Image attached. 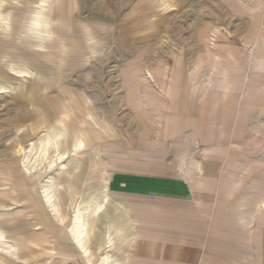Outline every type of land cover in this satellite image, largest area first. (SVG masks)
Returning a JSON list of instances; mask_svg holds the SVG:
<instances>
[{
	"label": "rangeland",
	"instance_id": "obj_1",
	"mask_svg": "<svg viewBox=\"0 0 264 264\" xmlns=\"http://www.w3.org/2000/svg\"><path fill=\"white\" fill-rule=\"evenodd\" d=\"M154 88L177 105L169 130L143 116ZM172 144L219 157L224 198L255 209L264 252V0H0V264H75L42 226L91 195L64 172L175 173L140 159ZM47 182L65 189L53 201Z\"/></svg>",
	"mask_w": 264,
	"mask_h": 264
},
{
	"label": "crops",
	"instance_id": "obj_2",
	"mask_svg": "<svg viewBox=\"0 0 264 264\" xmlns=\"http://www.w3.org/2000/svg\"><path fill=\"white\" fill-rule=\"evenodd\" d=\"M171 99L170 91L156 88L138 96L143 116L147 110V122L154 130L165 126L169 130L177 106ZM183 107V113H187L186 101ZM199 134L198 128L197 141ZM179 146L172 144L140 156L142 163L167 165L175 173L111 169L99 175L93 171L80 174L79 167L65 171L63 180L72 179L73 186L76 180L88 179L90 184L85 188L91 195L84 198L73 220H66L58 207L56 211L48 208L50 216L42 220V226L47 228V236L50 232L58 234L52 241L56 242L58 256L69 251L75 264H264V252L257 251L256 225L253 230L250 227V222H256L251 216L255 209L240 200L224 198V193H236L218 185L219 157L213 161L215 166L208 165L211 161H190ZM73 162L79 164L75 156ZM220 173L225 174L223 170ZM46 184L47 201L56 190H65ZM76 194H81V186ZM55 226H66L67 230L61 234ZM80 226L81 233L74 237L72 228ZM259 235L264 240V234Z\"/></svg>",
	"mask_w": 264,
	"mask_h": 264
},
{
	"label": "bare ground",
	"instance_id": "obj_3",
	"mask_svg": "<svg viewBox=\"0 0 264 264\" xmlns=\"http://www.w3.org/2000/svg\"><path fill=\"white\" fill-rule=\"evenodd\" d=\"M50 199V198H49ZM79 226V225H78ZM81 227V226H80ZM81 233V228L79 229L78 227H75L74 228V236L76 235V234H80Z\"/></svg>",
	"mask_w": 264,
	"mask_h": 264
}]
</instances>
